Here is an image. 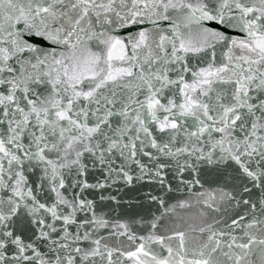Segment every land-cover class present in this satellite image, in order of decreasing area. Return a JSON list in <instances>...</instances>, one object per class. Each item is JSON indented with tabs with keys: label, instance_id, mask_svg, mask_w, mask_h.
Instances as JSON below:
<instances>
[{
	"label": "snow or ice",
	"instance_id": "6c2138e0",
	"mask_svg": "<svg viewBox=\"0 0 264 264\" xmlns=\"http://www.w3.org/2000/svg\"><path fill=\"white\" fill-rule=\"evenodd\" d=\"M0 264H264V0H0Z\"/></svg>",
	"mask_w": 264,
	"mask_h": 264
},
{
	"label": "water",
	"instance_id": "95a60500",
	"mask_svg": "<svg viewBox=\"0 0 264 264\" xmlns=\"http://www.w3.org/2000/svg\"><path fill=\"white\" fill-rule=\"evenodd\" d=\"M164 26L168 25V22H162ZM179 23V21H177ZM219 57V51L217 53ZM185 198V197H180ZM171 202V201H170ZM201 211L200 207L195 204V200L193 198V207L190 209H182L179 211L178 215L172 218V221L176 224V226L180 227H188L189 225L195 227L197 223H199L198 212ZM183 227L181 230H183Z\"/></svg>",
	"mask_w": 264,
	"mask_h": 264
}]
</instances>
